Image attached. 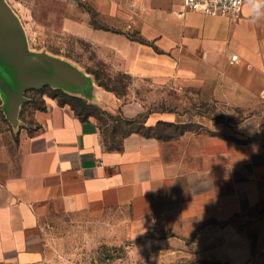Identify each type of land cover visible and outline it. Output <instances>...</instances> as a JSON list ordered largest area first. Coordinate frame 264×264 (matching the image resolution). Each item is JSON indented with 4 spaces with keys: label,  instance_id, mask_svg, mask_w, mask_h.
<instances>
[{
    "label": "crops",
    "instance_id": "1",
    "mask_svg": "<svg viewBox=\"0 0 264 264\" xmlns=\"http://www.w3.org/2000/svg\"><path fill=\"white\" fill-rule=\"evenodd\" d=\"M84 1L104 23L136 30L161 51L93 28L88 13L67 19L66 30L132 80L116 93L93 77L102 108L128 118L150 110L148 126L177 123L173 111L149 109L144 83L149 94L184 87L212 95L236 113L264 100V14H254L248 0L236 19L186 10L183 0ZM232 54L238 59L231 63ZM43 97L45 108L33 109L30 122L10 125L13 141H0V264H58L47 248V222L122 208L160 232L167 224L160 239L184 264H264V144L239 137L260 132L264 122L239 120L232 137L205 129L167 140L132 132L120 150H108L94 118L82 121L68 104Z\"/></svg>",
    "mask_w": 264,
    "mask_h": 264
},
{
    "label": "rangeland",
    "instance_id": "2",
    "mask_svg": "<svg viewBox=\"0 0 264 264\" xmlns=\"http://www.w3.org/2000/svg\"><path fill=\"white\" fill-rule=\"evenodd\" d=\"M6 1L22 23L29 49L45 51L69 61L85 72H94L102 82L117 93L126 90L132 82L127 74L110 71L97 59L94 47L86 39L64 28L67 19L81 20L87 14L75 0ZM139 88L150 104L149 109L161 108L176 113L177 132L181 130L199 132L205 129L211 135L232 137V130L238 128L239 120L243 122L245 118L252 116L255 123L264 122V110H262L264 100L259 101L258 108L254 111L236 113L230 105L217 100L215 96H204L190 88H178L171 92L160 90V93L154 94H149L150 88L145 83L139 85ZM30 94L37 98L42 95V93ZM34 105L30 103L24 107L20 126L30 121V112ZM148 113L150 110L144 112L141 118L144 120V125L135 123L132 128L144 132L145 137H153L146 134ZM252 113L255 115L253 116ZM96 116L95 114L90 117L98 121L99 125H111V121L105 116H100L99 119ZM128 128L125 126L118 129L115 140L123 142L124 138L122 139L121 134ZM239 137L241 142L255 140L264 144V126L262 125L258 133H242ZM0 138V141L7 145L13 141L10 124L1 110ZM9 148H12L11 144ZM45 231L47 248L58 264L185 263L184 255L178 259L174 255H169L167 238L160 239V236L167 237L169 234L167 224L160 232L154 229L151 221L137 223L126 208L114 209L103 216L58 215L46 223ZM162 242H166L164 247Z\"/></svg>",
    "mask_w": 264,
    "mask_h": 264
},
{
    "label": "water",
    "instance_id": "3",
    "mask_svg": "<svg viewBox=\"0 0 264 264\" xmlns=\"http://www.w3.org/2000/svg\"><path fill=\"white\" fill-rule=\"evenodd\" d=\"M44 86L95 101L92 75L56 55L29 49L18 16L6 0H0V110L13 128L20 124L25 93Z\"/></svg>",
    "mask_w": 264,
    "mask_h": 264
},
{
    "label": "trees",
    "instance_id": "4",
    "mask_svg": "<svg viewBox=\"0 0 264 264\" xmlns=\"http://www.w3.org/2000/svg\"><path fill=\"white\" fill-rule=\"evenodd\" d=\"M75 1L79 5H81L86 10V12L89 14V23L93 28L111 30L117 33H123L130 40H133V41H136L142 44L151 45L156 52H161L151 41L144 39L139 34L138 31L136 30H133V31L125 30L124 31L119 28H114L112 26H109L108 24L104 23L98 18V13L87 1H84V0H75ZM87 72L93 75L96 83L99 86L107 90L115 91L113 88L108 86L106 83L102 82L99 79V77L96 75V73L91 72V71H87ZM30 93H42V95L41 97L37 98L35 95H31ZM44 95L56 99L58 104L60 105L68 104L71 107V109L74 111V113L82 121L87 120L91 115H95V114L97 115L96 116L97 119H99L100 116H105L106 118H108L111 121V125L101 126L99 125L97 121L100 132L102 134L103 143L108 150H120L122 148V141L120 142L116 141L115 135L118 129H122L125 126L129 128L127 129V131L124 130L122 132L121 134L122 139L132 132L139 133V134L142 133V135H144V132H141L139 129L134 130L132 128V125L135 123H139V124L143 123L142 125H144V120L141 119L144 115L143 113L136 117L128 118L122 114L120 109L113 111L110 109L102 108L96 103L90 102L87 98L81 95L73 94V93L64 91L60 88H53L50 86H44L39 89L28 90L25 93L27 100L23 102L20 106L19 118L20 119L22 118L21 116H22L24 107L30 103L35 104L33 109H40V110L44 109L46 106L45 99L43 97ZM177 127L178 126L176 123L158 121L155 125L147 127L146 134H150L151 136L156 137L158 139L167 140V139H170L172 137H175L177 135L184 133L183 130L177 132L176 131Z\"/></svg>",
    "mask_w": 264,
    "mask_h": 264
},
{
    "label": "built area",
    "instance_id": "5",
    "mask_svg": "<svg viewBox=\"0 0 264 264\" xmlns=\"http://www.w3.org/2000/svg\"><path fill=\"white\" fill-rule=\"evenodd\" d=\"M247 0H183L184 8L189 11H200L209 16H223L236 19L242 11ZM238 59L237 54H232L230 62Z\"/></svg>",
    "mask_w": 264,
    "mask_h": 264
},
{
    "label": "clouds",
    "instance_id": "6",
    "mask_svg": "<svg viewBox=\"0 0 264 264\" xmlns=\"http://www.w3.org/2000/svg\"><path fill=\"white\" fill-rule=\"evenodd\" d=\"M249 6L254 14L261 15V9L264 8V0H248ZM256 18V16H254Z\"/></svg>",
    "mask_w": 264,
    "mask_h": 264
}]
</instances>
